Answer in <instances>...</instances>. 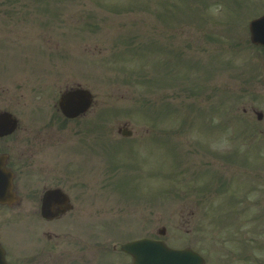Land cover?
Returning a JSON list of instances; mask_svg holds the SVG:
<instances>
[{"label":"rangeland","instance_id":"1","mask_svg":"<svg viewBox=\"0 0 264 264\" xmlns=\"http://www.w3.org/2000/svg\"><path fill=\"white\" fill-rule=\"evenodd\" d=\"M263 13L264 0H0L6 69L103 105L119 170L102 168L88 220L105 245L152 235L206 264H264V50L248 44Z\"/></svg>","mask_w":264,"mask_h":264},{"label":"flooded vegetation","instance_id":"2","mask_svg":"<svg viewBox=\"0 0 264 264\" xmlns=\"http://www.w3.org/2000/svg\"><path fill=\"white\" fill-rule=\"evenodd\" d=\"M2 50L0 44V58ZM0 67V264H105L118 257L119 235L105 245L92 230L98 221L88 220L103 201L102 168L118 177L102 154L103 105L92 98L89 109L70 117L60 101L75 88L35 87V73L8 71L2 59Z\"/></svg>","mask_w":264,"mask_h":264},{"label":"water","instance_id":"3","mask_svg":"<svg viewBox=\"0 0 264 264\" xmlns=\"http://www.w3.org/2000/svg\"><path fill=\"white\" fill-rule=\"evenodd\" d=\"M251 30L254 42L264 44V16L252 23ZM84 96H89V93L78 90L68 94L66 100L71 101L68 106L76 109ZM122 249L133 256L134 264H205L204 259L192 249H172L163 241L143 239L128 243Z\"/></svg>","mask_w":264,"mask_h":264}]
</instances>
